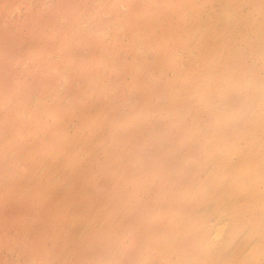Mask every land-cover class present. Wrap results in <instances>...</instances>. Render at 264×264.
I'll return each mask as SVG.
<instances>
[{
  "label": "rangeland",
  "instance_id": "374dc122",
  "mask_svg": "<svg viewBox=\"0 0 264 264\" xmlns=\"http://www.w3.org/2000/svg\"><path fill=\"white\" fill-rule=\"evenodd\" d=\"M0 29V264H264V0H0Z\"/></svg>",
  "mask_w": 264,
  "mask_h": 264
},
{
  "label": "bare ground",
  "instance_id": "6f19581e",
  "mask_svg": "<svg viewBox=\"0 0 264 264\" xmlns=\"http://www.w3.org/2000/svg\"><path fill=\"white\" fill-rule=\"evenodd\" d=\"M224 3H225V1H223ZM139 18V17H138ZM182 18H180L179 20H181ZM140 21V20H139ZM126 29V28H125ZM1 30V29H0ZM135 30H137V29H135ZM2 33V32H1ZM0 37L1 38H3V35L1 36L0 35ZM168 39H169V36L167 37ZM167 38H165V39H167ZM36 40V39H35ZM10 42V41H9ZM95 44V43H94ZM11 46H12V43H11ZM95 46H97V45H95ZM200 47V46H199ZM93 49V48H92ZM91 49V50H92ZM190 50V49H189ZM92 53V52H91ZM237 53H238V51H237ZM252 54V53H251ZM240 58V57H239ZM117 60V59H116ZM207 62V61H206ZM239 62V61H238ZM237 62V63H238ZM0 67H1V65H0ZM227 70V69H226ZM237 70V69H236ZM242 71V70H241ZM252 71V70H251ZM252 73V72H251ZM255 76V75H254ZM253 78V77H252ZM258 79V78H257ZM3 84H4V86H5V81H3ZM46 88V87H45ZM8 94V93H7ZM6 94V95H7ZM145 94V93H144ZM12 96V95H11ZM21 97H23L22 95H20L18 98H21ZM29 100V99H28ZM28 100L27 99H23L21 102H23V103H28ZM16 104V103H15ZM14 104V105H15ZM22 104V103H21ZM13 105V106H14ZM60 105H61V101L59 100L58 102H57V104H56V110H54L53 111V115H59V117L57 118V120H60V121H62L61 119L63 118L62 116H64L65 118H69V120H70V118L71 117H69V115H67V113H65V114H61V113H59V114H57V112L59 111V109L61 108L60 107ZM12 106V105H11ZM12 106V107H13ZM26 106V105H25ZM24 106V107H25ZM11 107V108H12ZM63 108V107H62ZM12 111V110H11ZM213 111V110H212ZM15 113H16V115L15 116H12V117H7V118H10V119H14L15 118V121L13 122V123H10L9 124V128H8V126L5 128L6 129V131L7 130H17L18 132H16V134H20L19 132H23V130L25 129V125H24V122L23 121H20V118H21V115H20V112H19V110L18 111H14ZM66 112V111H65ZM214 112V111H213ZM10 113V112H9ZM8 114V113H7ZM214 114V113H213ZM1 115H3V114H1ZM11 115H13L12 114V112H11ZM24 117V116H23ZM2 120V119H1ZM35 120V119H34ZM90 119L87 117L86 119H85V122H88ZM144 121V120H143ZM218 121V120H217ZM27 122V121H26ZM25 122V123H26ZM31 122H33V120L31 121ZM44 122V121H43ZM252 122V118H250L249 117V119L247 120V123H251ZM35 123H37V122H34V125H35ZM39 124H41V125H39V124H37V126H38V128L39 129H45V127H44V124L43 123H41L40 121L38 122ZM55 123H56V126H57V124L59 123V122H56L55 121ZM3 124L4 125H6V121H5V119L3 120ZM63 124V123H62ZM33 125V128L35 127ZM64 125V124H63ZM68 125H69V123H68ZM97 125V124H96ZM100 125V124H99ZM99 125H97V126H99ZM246 126H248L246 123H244V124H242V127H246ZM185 127H187V126H185ZM239 127H240V125H239ZM2 128V125H1V123H0V129ZM38 128H36L35 127V129H37L38 130ZM55 128V124H54V126H52L51 128H46V129H48V132H51L53 129ZM57 128V127H56ZM59 129V128H58ZM97 129L99 130V129H102L101 127H97ZM186 129V128H185ZM182 130V129H181ZM60 131H61V134L59 135V137H57L56 138V142H57V144L59 143V145H58V147H57V149H56V153H61V152H65V153H67V147L70 145H73V144H75V143H73V140H69L70 138H68V135H67V129L64 127V128H62V129H60ZM70 131V130H69ZM191 131V130H190ZM47 132V133H48ZM54 133L56 132V131H53ZM181 132V131H180ZM182 135V134H181ZM3 136H4V134H3ZM51 138H53L54 137V135H52L51 134V136H50ZM189 137H187V139H188ZM255 138H257V137H255ZM7 140L9 141V143H10V139L8 138V136H7ZM75 140V139H74ZM6 141V140H5ZM4 142V141H3ZM44 142H45V140H44ZM56 142L54 141V143L56 144ZM83 142V141H82ZM85 142V141H84ZM90 143H88V142H85V143H83L82 144V147L83 148H88V147H90V145H94V142H93V140H91V141H89ZM45 143H47V142H45ZM44 143V144H45ZM51 143V142H50ZM191 143V142H190ZM47 145V144H46ZM60 145H63V147L61 148L60 147ZM152 145V144H151ZM203 146V145H202ZM12 148V146L10 145V148H5V149H3V151L4 152H6L7 150H9V149H11ZM55 148H56V146H55ZM44 150V149H43ZM27 151V150H26ZM37 151V150H36ZM55 151V150H54ZM53 151V152H54ZM149 151V150H148ZM51 152H52V150H51ZM52 152V153H53ZM146 152V151H145ZM43 153V152H42ZM141 153H143V152H141ZM140 153V154H141ZM152 153V152H151ZM63 154V153H62ZM157 154V153H156ZM65 155V154H64ZM171 155H175L176 156V154L173 152V153H171L170 154V156ZM53 156V155H52ZM51 156V157H52ZM63 156V155H62ZM131 156H132V153H130V152H127V151H122V153H121V156H120V160L123 162V163H126V164H128V161H129V159L131 158ZM150 156H152V155H150ZM154 156V155H153ZM163 156V155H162ZM138 157V156H137ZM144 157H145V155H144ZM50 158V157H49ZM52 158H54V157H52ZM151 158V157H150ZM163 158V157H162ZM66 159V163L68 164V161H67V158H65ZM50 160V159H49ZM143 160V159H142ZM145 160V159H144ZM150 160V159H149ZM153 160V159H152ZM157 160V159H156ZM53 161V160H52ZM65 161V160H64ZM139 162H141L140 160H138ZM148 161V160H147ZM147 161H145V162H147ZM136 162V161H135ZM59 163H61V162H59ZM148 163V162H147ZM57 163H55L54 164V166L56 165ZM136 164H138V163H136ZM153 164V163H152ZM161 164H163V165H165V166H167V160H162V163ZM50 165H52V163L50 164ZM65 166H67V165H65ZM70 166V165H69ZM140 166V165H139ZM142 166H144L143 164H142ZM160 167V166H159ZM159 167L157 166V169H159ZM137 170H140L141 171V173H144V174H151V171H148V170H150V169H148V170H146V169H143L142 167H138V165H137ZM48 169V168H47ZM63 169H65L64 167H63ZM62 170V169H61ZM58 171V170H57ZM64 171H66V170H64ZM78 171V170H77ZM153 171V170H152ZM160 171H161V169H160ZM50 172V171H49ZM52 172V171H51ZM59 172V171H58ZM171 172V171H170ZM169 172V170H165V174L164 175H162V178L163 179H168L167 177H169L170 178V173ZM38 173V172H37ZM161 173H162V171H161ZM49 174H51V173H49ZM67 174H71V172H68L67 171ZM163 174V173H162ZM17 175V174H16ZM44 175H46V174H44ZM61 175V174H60ZM68 176V175H67ZM183 176L184 175H179V174H176V175H173V173H172V176H171V178L174 180V181H176V180H181V179H183ZM11 177H13V176H11ZM55 177V176H54ZM51 178V177H50ZM69 178V177H68ZM68 178H67V180H68ZM42 179H43V177H42ZM48 179V178H47ZM125 179V178H124ZM49 180V179H48ZM51 180V179H50ZM66 180V181H67ZM57 181V180H56ZM61 181H62V179H61ZM63 182V181H62ZM70 182V181H69ZM49 183V182H48ZM55 184V183H54ZM66 184V183H65ZM77 184V183H76ZM56 185V184H55ZM60 185V184H59ZM24 186V185H23ZM43 186V185H42ZM64 186H66V185H64ZM25 187V186H24ZM63 187V186H62ZM62 187H60V188H62ZM47 188H48V186H47ZM67 188V187H66ZM37 189V188H36ZM38 190V189H37ZM42 190V189H41ZM40 190V191H41ZM45 190V189H44ZM43 190V191H44ZM54 191V190H53ZM64 191V190H63ZM65 191H66V189H65ZM42 192V191H41ZM45 192V191H44ZM58 193V192H57ZM64 193V192H63ZM62 193V194H63ZM43 196H45V195H43ZM61 196V195H60ZM62 197V196H61ZM51 198H53V197H51ZM58 198V197H57ZM54 200V199H53ZM51 201V200H50ZM75 202V201H74ZM77 202V201H76ZM79 202H80V200H79ZM57 203H59V202H56V204ZM81 203V202H80ZM79 203V204H80ZM54 204V203H53ZM55 204V205H56ZM60 204V203H59ZM74 204V203H73ZM78 204V205H79ZM63 205V204H62ZM67 205V204H66ZM75 205H77V203L75 204ZM57 206V205H56ZM71 206V205H70ZM55 207V206H54ZM67 207V206H66ZM69 207V206H68ZM79 207V206H78ZM52 208V207H51ZM62 208V207H61ZM66 209V208H65ZM79 209V208H78ZM56 210V209H55ZM74 210V209H73ZM80 210V209H79ZM87 210V209H86ZM111 211V210H110ZM113 211V210H112ZM58 212V211H57ZM56 212V213H57ZM83 212V211H82ZM55 213V212H54ZM61 213V212H60ZM78 223V222H77ZM80 225H82V224H80ZM78 227V226H77ZM76 227V228H77ZM145 235V234H144Z\"/></svg>",
  "mask_w": 264,
  "mask_h": 264
}]
</instances>
